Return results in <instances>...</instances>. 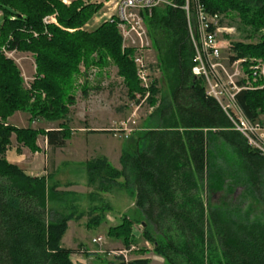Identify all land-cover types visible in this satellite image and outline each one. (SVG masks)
<instances>
[{
	"label": "trees",
	"instance_id": "16d2710c",
	"mask_svg": "<svg viewBox=\"0 0 264 264\" xmlns=\"http://www.w3.org/2000/svg\"><path fill=\"white\" fill-rule=\"evenodd\" d=\"M174 1L177 7H156L147 21L170 82L169 102L157 109L158 126L137 139L135 155L127 148L121 153L120 169L105 157L87 162L88 183L100 192L115 187L133 194V212L107 231L125 247L136 243L133 228L138 225L142 239L167 264H264V218L251 219L243 209L250 201L264 215V158L233 130L218 103L206 96L204 82L192 74L194 50L180 8L183 0ZM201 2L209 13H229L226 25L237 20L234 27L244 39L258 37L257 43H232V60L245 59L247 71L258 64L255 59L264 64V0ZM100 8L81 0L68 5L63 0H0V264H73V256L89 255L83 244L75 249L62 245L68 223L84 214L49 208L64 199L48 183L53 173L31 176L6 158L11 134L18 145L36 153L38 134L49 147L64 148L71 131L64 124L48 131L20 129L7 120L18 111L52 121L67 115L79 64L93 63L96 52L116 66L131 99L136 93L143 97L130 50H121L115 22L103 21L91 31L83 28ZM5 51L33 58L35 76L29 89L23 88L20 72ZM157 84L155 80L150 87L151 104ZM259 84H251L235 100L248 120L264 128V86ZM141 140L146 143L142 151ZM215 196L222 197L220 204H213ZM103 220L100 211L86 227L95 228ZM105 264L149 261L115 257Z\"/></svg>",
	"mask_w": 264,
	"mask_h": 264
},
{
	"label": "rangeland",
	"instance_id": "374dc122",
	"mask_svg": "<svg viewBox=\"0 0 264 264\" xmlns=\"http://www.w3.org/2000/svg\"><path fill=\"white\" fill-rule=\"evenodd\" d=\"M74 0H63L68 5ZM84 3L101 5V8L93 15L83 27L87 31L95 29L103 22L104 14H111L110 9L114 6V0H81ZM226 18V24H230L229 13L222 14ZM152 16L145 15L144 28L146 30V42L149 44L141 52L133 49L131 39L125 40L122 30L118 23L116 29L121 37V50H130L132 61L135 57L141 55L149 64V74L152 82L158 81L157 94L154 97L155 103L147 101L150 96V87L143 88L144 95L149 93L144 99L142 95L136 93L134 99L128 95L123 79L118 76L117 68L106 54L102 56L96 52L91 56V62L88 66L82 61L78 67V74L74 78V90L72 92L74 103L69 106V111L61 119L46 120L37 115L32 116L29 111L15 112L7 123L15 128L31 129L35 131H48L57 129L64 124L71 131L70 138L66 141L64 148H52L46 143L43 134H38L36 145L39 151L32 153L28 148L18 145L15 135H10V144L6 152V158L9 162L17 164L31 176H46L53 173V179L49 185H56L57 191L63 194L64 199L61 203L51 202L49 208L56 209L64 214L75 212L84 214L79 221H70L68 230L63 238L62 245L65 248L74 249L79 244H84L91 251L99 252L101 256L98 260H89V264H105L113 260L118 254H124L126 260L143 258L149 261V264H167L162 258L154 253L153 245L146 242L141 237V226H134L133 235L136 243L125 247L121 241L108 237L107 231L110 227L116 226L123 215H129L134 209V197L131 192L121 188H112L108 193L100 192L96 186H92L87 180L86 163L98 157L109 158V164L112 167H119L121 153L127 148L129 153L135 155L136 141L147 130L156 128L158 125L159 111L162 102H169L170 82L169 75L161 70L159 55L152 44V38L149 34L147 21ZM53 18V17H52ZM54 22V20L52 19ZM44 23H49L45 18ZM238 21H233L234 25H228L234 28L233 33L228 37L234 42L244 44L257 43L258 37L244 39L241 32H238L234 26ZM232 23V22H231ZM247 35V34H245ZM137 47L139 40H136ZM131 48V49H130ZM5 56L11 59L20 72L23 88L29 89L35 76V65L30 54L19 53L16 51H5ZM261 63L260 60H254ZM135 67V65H134ZM136 68V67H135ZM136 72V69H135ZM251 77V76H250ZM250 84H254L250 82ZM147 92H146V91ZM140 96L139 98L137 96ZM143 95V96H144ZM139 99V101H137ZM92 131L105 133H92ZM139 149L142 151L146 147L144 140L139 143ZM19 151L18 152V149ZM21 163V165H19ZM121 182V180H120ZM92 194V195H90ZM222 197L215 196L213 204H220ZM248 204L243 207L245 212L254 217L264 218L263 210L255 204ZM98 208L95 214H89V211ZM103 213L104 220L95 228L88 229L86 223L99 212ZM101 237L100 244H93L94 238ZM77 262V261H76Z\"/></svg>",
	"mask_w": 264,
	"mask_h": 264
},
{
	"label": "built area",
	"instance_id": "2783aa9c",
	"mask_svg": "<svg viewBox=\"0 0 264 264\" xmlns=\"http://www.w3.org/2000/svg\"><path fill=\"white\" fill-rule=\"evenodd\" d=\"M159 6L177 7L174 0H114L111 14H104L103 21L117 22L125 40L131 39L133 49L141 52V48L144 49L149 44L146 42L147 34L144 28L145 15L151 14L153 9ZM180 8L184 11L194 50L192 74L204 82L206 96L218 103L232 123L233 130L240 133L248 146L264 158V128L259 123L248 120L235 100L239 92L251 89L253 85L250 84L243 65L246 60L231 58L232 43L228 36L233 33L234 28L226 25L227 20L222 14L207 12L201 0H183ZM136 40L140 41V48H136ZM133 63L138 80L144 88H149L152 82L149 64L141 55L135 57ZM248 70L252 73V82H259L258 87L264 86V64H251ZM148 95L147 92L143 98L146 99ZM101 241V237H97L92 243L100 244ZM115 255L126 260L122 253ZM71 260L73 264H81L74 256Z\"/></svg>",
	"mask_w": 264,
	"mask_h": 264
},
{
	"label": "crops",
	"instance_id": "0c3cea01",
	"mask_svg": "<svg viewBox=\"0 0 264 264\" xmlns=\"http://www.w3.org/2000/svg\"><path fill=\"white\" fill-rule=\"evenodd\" d=\"M94 134H95V133H94ZM6 155H7V154H6ZM106 159H107L108 162H109V158H106ZM118 159H119V158H118ZM8 161H9V160H8ZM16 161H17V164H18V161H20V160H18V158H17ZM10 163L16 164V163H14V162H10ZM109 163H110V162H109ZM17 164H16V165H17ZM19 165H21V163H20ZM19 167H20V166H19ZM115 168H116V167H115ZM22 169H23V168H22ZM117 169H120V164H119V167H117ZM25 172H26V171H25ZM26 174L31 175V174L28 173V172H26ZM68 228H69V226H68ZM83 245H84V244H83ZM84 246H85V248L87 249L89 255L83 254V255H75V256H74V258H77V259L80 261L81 264H89V260H93V259H94V261H95V260H98V259L101 258V256L98 255L99 252H97V251H91V250L88 249V247H87L86 245H84ZM74 247H75V246L71 247V249H74ZM91 254H92V255H91ZM91 264H93V263H91Z\"/></svg>",
	"mask_w": 264,
	"mask_h": 264
},
{
	"label": "bare ground",
	"instance_id": "6f19581e",
	"mask_svg": "<svg viewBox=\"0 0 264 264\" xmlns=\"http://www.w3.org/2000/svg\"><path fill=\"white\" fill-rule=\"evenodd\" d=\"M232 42V41H231ZM233 53V52H232ZM245 71H247V70H245ZM247 73H248V71H247Z\"/></svg>",
	"mask_w": 264,
	"mask_h": 264
}]
</instances>
